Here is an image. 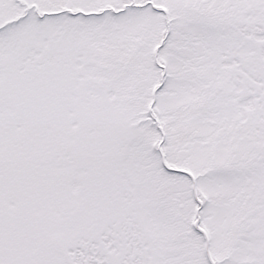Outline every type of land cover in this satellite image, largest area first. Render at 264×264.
Returning a JSON list of instances; mask_svg holds the SVG:
<instances>
[{"label":"snow or ice","instance_id":"6c2138e0","mask_svg":"<svg viewBox=\"0 0 264 264\" xmlns=\"http://www.w3.org/2000/svg\"><path fill=\"white\" fill-rule=\"evenodd\" d=\"M0 264H264V0H0Z\"/></svg>","mask_w":264,"mask_h":264}]
</instances>
